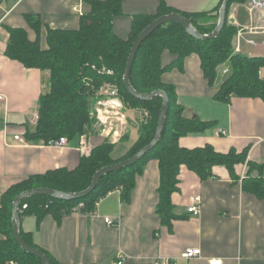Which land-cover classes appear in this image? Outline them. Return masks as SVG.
<instances>
[{"label":"crops","instance_id":"0c3cea01","mask_svg":"<svg viewBox=\"0 0 264 264\" xmlns=\"http://www.w3.org/2000/svg\"><path fill=\"white\" fill-rule=\"evenodd\" d=\"M181 12L211 11L220 0H164ZM159 0H124L123 14L113 20L114 32L126 38L134 14L155 12ZM76 7V10L73 7ZM88 10L85 0H0V195L11 184L34 173L57 167L73 169L82 155L109 137L100 131L71 140L63 147H51L42 140L20 143L15 135L25 138L32 130L31 117L37 112L39 98L48 91L47 70L27 68L5 54L8 33L4 26L28 27L26 14H38L41 21L55 28H76L79 15ZM231 22L237 27L234 49L242 55L264 56V0H246L229 8ZM45 31L43 29V36ZM33 36V34H30ZM173 59L168 51L162 61ZM227 64V63H226ZM225 64L218 67V78L209 86L196 54L185 58L184 70L165 71L163 81L175 86L178 101L187 117L197 116L214 121L213 127L201 133L180 137L184 147L212 145L216 151H241L249 147L247 160L264 163V102L259 97L231 96L228 102L213 98L224 74ZM264 76V68L260 70ZM125 128L113 144L111 157H122L139 134L142 112L124 107ZM223 130L224 133H219ZM218 132V133H217ZM82 143L89 147L83 152ZM245 163L235 166L239 179L234 181L224 166H213L214 176L201 180L182 166L178 189L171 195L174 213L185 217L173 219L170 226L161 224L155 211L159 184L158 162L151 159L128 202L111 192L101 198L92 215L80 211L56 219L50 215L37 223L35 215L20 218L21 229L31 232L33 241L62 264H111L119 255L126 261L146 264L169 259L174 264H208V259L221 258L222 264H264V198L244 191L241 180L246 175ZM258 176L255 171L253 176ZM264 180V171L261 175ZM200 196L198 215L187 213L193 196ZM110 217L115 224H107ZM187 248H199L200 254L180 258Z\"/></svg>","mask_w":264,"mask_h":264},{"label":"trees","instance_id":"16d2710c","mask_svg":"<svg viewBox=\"0 0 264 264\" xmlns=\"http://www.w3.org/2000/svg\"><path fill=\"white\" fill-rule=\"evenodd\" d=\"M123 1L85 0L88 10L79 15L76 28L50 27L41 21L38 14L25 15L27 28L4 26L8 33L4 54L27 68L49 72V89L39 98L37 122L32 130L25 132V139L48 141L66 137L71 141L84 132L96 131L94 119L89 115L90 97L93 96V90H98L105 81L117 84L119 97L124 105L140 109L142 119L137 139L122 157H111L113 144L105 139L92 147L89 154L82 155L75 168L57 167L30 174L1 193L0 264H42L36 255L24 251L13 237L12 202L17 194L35 187H48L63 192L82 191L90 185L98 169L133 156L154 138L162 96L156 95L149 100L137 99L129 93L123 82L130 47L138 34L156 18L171 12L186 17L199 33L208 34L217 25L223 0L211 11L190 13L176 10L167 6L164 0H159L155 12L132 16L126 38L118 36L113 30L114 18L123 14ZM245 2L246 0L229 1L224 25L213 38L197 39L175 21L163 23L149 34L135 53L128 79L131 86L140 93L162 90L168 96L164 128L158 142L135 163L106 173L84 197L62 199L37 194L23 198L19 204L20 218L35 215L37 223L47 215L60 219L73 214L79 203L83 206L78 211L92 215L96 202L117 186L123 188L121 200L128 202L137 177L142 175L151 159L157 160L159 168L155 211L161 224L170 226L173 219L185 217L174 213L171 200L172 193L178 189V174L182 166L194 172L201 180H206L214 176L213 166L221 165L237 181L239 177L235 166L245 163L247 170L241 180L242 189L264 198V180L261 178L264 163L247 160L249 147L241 151L231 148L224 153L216 151L210 144L192 148L179 144L180 137L204 132L213 127L215 122L204 121L197 116L187 117L184 106L178 101L175 86L164 82L162 78L163 73L169 69L183 71L185 58L196 54L204 78L209 86H214L217 67L228 61L230 70L223 75L213 98L228 102L231 96L259 97L264 102V76L260 74V70L264 68V56L232 54L237 27L228 18L229 8L233 3ZM165 51L173 55V59L167 64L162 61ZM102 66L113 70V74L100 71ZM255 171L258 176H253ZM23 204L27 205L25 209H22ZM20 233L27 245L38 248L47 255L50 264H62L47 250L34 243L31 232L20 228ZM116 260L111 264H116ZM121 264L138 263L125 260ZM146 264H153V261Z\"/></svg>","mask_w":264,"mask_h":264},{"label":"water","instance_id":"95a60500","mask_svg":"<svg viewBox=\"0 0 264 264\" xmlns=\"http://www.w3.org/2000/svg\"><path fill=\"white\" fill-rule=\"evenodd\" d=\"M229 1L230 0H223L222 1L220 8H219V17H218L217 25L214 28V30L208 34L199 33L197 30L194 29V27L191 25L190 21L186 17L182 16L181 14H179L177 12H171L169 14H164V15L159 16L158 18L153 20L150 24H148L138 34V36L133 41V43L130 47L129 56H128L125 71L123 74V82H124L126 89L129 91V93L137 99L149 100L156 95L162 96L163 101H162V106H161L160 113H159V119H158V124H157V128H156L154 138L152 139V141L150 143H148L147 145L142 147L140 150H138V152H136V154H134L133 156L126 158V159H123V160H120L116 163L106 165V166L98 169L94 173L90 185L82 191H79V192H63V191H59V190H56L53 188H48V187H35V188H31V189L25 190V191L17 194L14 197L13 202H12L11 225H12L13 237L24 251L36 255L42 261V264H50V261H49L47 255L45 253H43L38 248H33V247H30L29 245H27L21 236V233H20L21 221H20V216H19V204L23 198L33 196V195H37V194L49 195V196L54 197V198H62V199H76V198L84 197L95 188L99 179L101 177H103L106 173L121 169L123 167L129 166V165L135 163L140 157H142L144 154H146L158 142L159 137H160V135L163 131V128H164L166 109H167V105H168V96L162 90H154V91L147 92V93H140V92L136 91L131 86V84L129 83V79H128V75H129V71L131 68L133 58H134L135 53H136L139 45L141 44V42L149 34H151L157 27H159L160 25H162L163 23H166L168 21H175V22L180 23L184 27V29L186 30V32L188 34L192 35L193 37H195L197 39L205 40V39L213 38L220 32V30L222 29V27L224 25L225 14H226V10H227V6H228Z\"/></svg>","mask_w":264,"mask_h":264},{"label":"built area","instance_id":"2783aa9c","mask_svg":"<svg viewBox=\"0 0 264 264\" xmlns=\"http://www.w3.org/2000/svg\"><path fill=\"white\" fill-rule=\"evenodd\" d=\"M74 10H76V7H73ZM100 71L105 72L106 74L112 75L113 70L106 68L105 66H102ZM100 94H102L104 97H106V101L98 100L94 106L93 109H90L89 115L91 118H94L97 120L99 125L101 126V133L108 136L110 141L117 140L123 129L125 128L126 124V117L123 112V109L125 107L124 103L119 97V91L118 86L114 82L105 81L102 83V85L99 87L98 90H96ZM94 96V94H93ZM1 99V95H0ZM38 119V112H34L31 117V123L36 124ZM218 133V132H217ZM219 133H224L223 130H220ZM14 139L18 140L20 143H26V139L23 136L15 135ZM68 139L66 137H60L58 139H50L48 141H43V143L47 146L51 147H63L68 144ZM81 149L83 152L88 153L89 147L82 146ZM89 154V153H88ZM122 186H117L115 189L109 191L107 194L111 192H116L120 194L122 192ZM100 201V199L96 202ZM200 203L201 198L200 196L196 195L191 198V204L187 207V213L192 215H198L200 212ZM26 204L22 205V209L26 208ZM83 206L82 203H79L74 210L78 211L79 208ZM104 221L107 224H115V221L110 217H105ZM200 254L199 248H187L183 252L180 253V258L182 259H190L193 257H196ZM123 261H125V257L123 255H119L117 257V260L115 261L116 264H121ZM153 264H174L169 259H155L153 260ZM208 264H222L221 258H211L208 259Z\"/></svg>","mask_w":264,"mask_h":264},{"label":"rangeland","instance_id":"374dc122","mask_svg":"<svg viewBox=\"0 0 264 264\" xmlns=\"http://www.w3.org/2000/svg\"><path fill=\"white\" fill-rule=\"evenodd\" d=\"M233 55L234 54H240L239 52H237L235 49H233V53H232ZM227 63V64H226ZM222 64H225L224 66V70H222V67H220V71H219V73H220V75L221 74H225V73H227V72H229V70H230V64L228 63V61H226V62H224V63H222ZM222 64H220V65H222ZM219 65V66H220ZM218 66V67H219ZM218 67H217V70H218ZM217 75H218V72H217ZM217 78H218V76H217ZM93 94H94V96H91L90 97V109H93L94 108V106H95V104H96V102L98 101V100H103V101H106V97H104L102 94H100L99 92H97V91H95V90H93V92H92ZM94 119V118H93ZM94 124L96 125V131H101V126L99 125V123L97 122V120L96 119H94ZM87 133L88 132H84L82 135H83V137L84 136H86L87 135ZM88 136V135H87ZM82 146H85V143H82Z\"/></svg>","mask_w":264,"mask_h":264}]
</instances>
